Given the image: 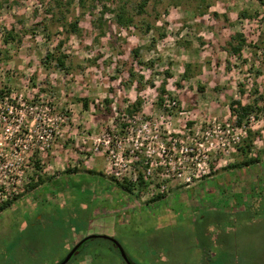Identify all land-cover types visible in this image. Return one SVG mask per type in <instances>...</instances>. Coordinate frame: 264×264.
<instances>
[{
  "label": "rangeland",
  "instance_id": "rangeland-1",
  "mask_svg": "<svg viewBox=\"0 0 264 264\" xmlns=\"http://www.w3.org/2000/svg\"><path fill=\"white\" fill-rule=\"evenodd\" d=\"M138 1L0 0V177L14 176L12 204L0 212V264H58L91 234L113 237L136 264H204L203 250H210L209 264H222L219 244L235 252L226 264H264V110L250 114L255 121L240 142L249 131L254 136L248 157L258 161L241 167L253 181L233 185L230 172L243 155L224 153L216 137L218 126L241 125L230 115L232 99L264 101V5L149 0L139 14ZM120 5L132 17L126 26L116 20ZM236 32L246 39L240 54L227 50ZM60 56L64 68L56 64ZM138 97L141 108L128 116L126 106ZM211 143L216 150H207ZM161 145L172 158L189 159L180 147L206 152L210 173L189 186L160 182ZM110 148L126 161L121 175L141 167L130 150L137 161H152L140 196L124 198L105 178L121 181L107 159ZM110 243L111 256L124 264ZM81 257L67 264H90L89 255Z\"/></svg>",
  "mask_w": 264,
  "mask_h": 264
},
{
  "label": "trees",
  "instance_id": "trees-1",
  "mask_svg": "<svg viewBox=\"0 0 264 264\" xmlns=\"http://www.w3.org/2000/svg\"><path fill=\"white\" fill-rule=\"evenodd\" d=\"M78 1L81 4H83V0H78ZM107 1L116 2L117 0H107ZM148 1L149 0H139L138 1V3L136 4V7H137V12L139 14L144 12L145 6H146ZM260 1L264 5V0H260ZM105 10H109V9H106V7H105ZM114 12H115L116 20L121 26H126L127 24L132 22V17L126 15V10H125V7L123 5L118 6L117 9L114 10ZM242 15L246 16L245 13H242ZM69 26H70V32L76 33L78 31V29H77L78 28V21L77 20L71 22L69 24ZM7 36L9 39L13 38V35L10 31L8 32ZM234 41H236V42L234 43ZM245 42H246V39L243 37V34L240 32H238V33L236 32L233 35H231V40L228 43L229 49H227V50L232 54H240V51L242 50V47L245 44ZM132 51H133L134 57L138 58L139 52H140V47H138L137 49L133 48ZM46 57L47 58L51 57L50 53H47ZM62 57L63 56L57 57L56 64L58 66L64 68L65 61ZM138 63L143 64L142 61H139ZM190 66L191 65L189 63L185 65L183 77L188 78L191 76ZM129 74H130V76H134L133 72H129ZM138 88L139 89L141 88L140 82H139ZM159 91H160V93H165V91H166L165 84H162ZM241 93L243 94L244 91L241 90ZM258 100H262V97L259 96V97H256V99H254V101H252V102H244V103L241 100L232 99L229 102L228 108H229L230 115H231L232 119H234V122L238 125L242 124L244 122L243 121L244 118L247 117L248 115H250L252 112L264 110V101L259 106ZM110 102H111L110 100L105 99L107 111H110V108H109ZM82 104H83L84 108H87L88 107L87 99H83ZM141 105H142V100H141V98L138 97L134 102L129 103L126 106L124 113H127L128 116H133L134 114H136L139 111V109L141 108ZM253 142H254V136L249 131L248 136L242 141V143L240 145H238L236 147V151L243 155L244 160L242 162H239L238 164L234 165L235 168L236 167L241 168L243 166H250L253 163H255L256 161H258L256 156L255 157H252V156L248 157V155L252 152ZM136 164H141V167L139 169H137V181L136 182H132L128 179H123V181H119L120 183L119 182H116V183L125 192L132 194L134 191H136V195L140 196V194H142L143 190L146 189V187H147V181L144 177V172H145V168H147V165L143 164L142 160L136 161ZM69 172H72V171H69ZM39 179H40V177H39ZM53 183H56V182H53ZM211 183L213 184V182H211ZM31 186L33 188L34 184H32ZM208 187H210L209 184H208ZM208 189L210 190V188H208ZM50 191H52L53 193H57L58 192L57 186H55L53 184L50 188ZM163 197H164L163 195H157V197H155V200L162 199ZM256 202L257 201L251 203L249 207L254 209ZM11 204H12L11 201H6V202L2 203L0 205V212L5 210ZM214 220H216V219H214ZM74 238H76V236ZM205 239H206V237H204V238L202 237L199 240H201V242H202V243H200L202 248L206 249V248H208L209 244L204 243ZM103 240H105V241H103ZM101 241H103L104 243ZM110 242L111 241L107 238L87 239L86 241H84L79 246L78 252L71 257L70 261H72V259H73V261L71 263L77 262L79 260V258H82L81 257L82 255H89V258L91 257L90 258V264H120L119 261L115 260V258L113 256H111L112 247H110L108 245ZM157 245L160 246L161 241H157ZM227 246H228V244L222 245V247H220V244L218 246L216 245V248H218V249H217V252H215L216 253L215 256L220 259V262L222 264H224V263L226 264L227 261L232 262L233 260L236 259L235 258L236 255H234L235 252H231ZM113 248L115 250H118L114 244H113ZM203 252L205 253V254H203L204 257L209 255L208 259H206V257L202 258L203 263L209 264V261H211V259L213 258L210 256V250H207V251L203 250ZM165 258L167 260V257H165ZM128 259L130 260L131 264H136L129 257H128ZM166 260H165V262H166ZM238 260H239V262H246L247 259L239 258ZM124 264H127V263L124 262Z\"/></svg>",
  "mask_w": 264,
  "mask_h": 264
},
{
  "label": "built area",
  "instance_id": "built-area-1",
  "mask_svg": "<svg viewBox=\"0 0 264 264\" xmlns=\"http://www.w3.org/2000/svg\"><path fill=\"white\" fill-rule=\"evenodd\" d=\"M173 103V102H172ZM255 118L253 115H248L247 121L245 123H242L240 126H236V128H228L224 127L220 129L218 126V132L216 133V137L219 138L218 145L220 146V150L224 151L226 154H230L232 151L236 149V147L240 144L241 140L246 136L247 129L249 127H252V124L254 123ZM207 133V131L205 132ZM109 141H107V147H108ZM114 146V144H111ZM109 145V147L111 146ZM19 146V145H18ZM23 147H26L23 145ZM216 148L211 143L210 147L207 148L209 150L210 148ZM19 148V152H25L24 149ZM185 150V151H184ZM198 148L194 147H180V153L188 154V158L186 159L183 157H173L171 155L166 154L167 150L163 145H161V156L162 161L159 162L160 167L162 166V176L164 179H162L160 182L167 183V182H176L179 185L189 186L194 181H198L199 179L203 178L204 176H207L210 173L209 169V162L207 160V153H199ZM130 154H133V157L135 161L138 160V155L134 153V151L130 150ZM15 152H12V155H15ZM1 156H3L2 153H0V161ZM149 156V155H148ZM122 154L120 151L117 152V150L110 148L107 153V159L109 160V163L112 164L113 168L112 171H115L113 175L114 178L119 179L123 181V179H128L132 182L137 181V172H135L126 175H121V171L127 170L126 161L123 162ZM16 164L22 163L23 157H18L15 155ZM145 165H147V168H145L146 173L144 172L145 179L149 178L148 175L151 173L152 169L149 167L150 164H152V161L145 158L142 161ZM155 163V166L157 167V163ZM116 166H120V168L117 171ZM1 167V166H0ZM123 176V177H120ZM14 176L11 173H4L2 177H0V203H3L7 200V196L10 194V188L14 185ZM161 192L165 191V187L162 185L160 188Z\"/></svg>",
  "mask_w": 264,
  "mask_h": 264
},
{
  "label": "water",
  "instance_id": "water-1",
  "mask_svg": "<svg viewBox=\"0 0 264 264\" xmlns=\"http://www.w3.org/2000/svg\"><path fill=\"white\" fill-rule=\"evenodd\" d=\"M93 238H107L109 239L118 249L122 259L127 263L131 264L130 260L128 259L125 251L121 247V245L111 236H106V235H97V234H91L86 237L81 238L73 248L70 249V251L67 253V255L58 263V264H67L71 257L75 255L78 252L79 246L86 241L87 239H93Z\"/></svg>",
  "mask_w": 264,
  "mask_h": 264
},
{
  "label": "crops",
  "instance_id": "crops-1",
  "mask_svg": "<svg viewBox=\"0 0 264 264\" xmlns=\"http://www.w3.org/2000/svg\"><path fill=\"white\" fill-rule=\"evenodd\" d=\"M104 174H107L106 173V171H102ZM255 175H256V173H254ZM260 174V173H259ZM230 176H232L235 180H233V185H238V184H241V183H247L248 181H253L252 179L253 178H251L250 177V174L248 173V170H246V169H242V168H235L232 172H230ZM105 178L114 186V184H115V186L117 187V188H119V190L121 191V193L123 194V196H124V198H126V196H130V194H128L127 192L125 193L123 190H122V188L121 187H119L118 185H117V183L116 182H114L113 180H111L108 176H105ZM241 178V179H240ZM242 178H244V179H242ZM245 178H248V180L247 181H245L246 179ZM238 180H242V181H239L238 182ZM213 185V184H212ZM209 188V187H208ZM204 190H206V189H204ZM208 190V189H207ZM202 198L200 197V201H203V202H206V201H208V199H202ZM211 201V200H210Z\"/></svg>",
  "mask_w": 264,
  "mask_h": 264
}]
</instances>
